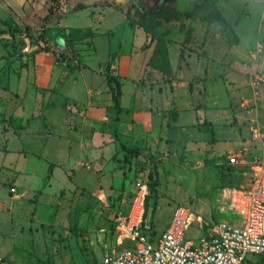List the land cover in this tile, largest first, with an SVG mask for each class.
I'll return each mask as SVG.
<instances>
[{"label": "rangeland", "instance_id": "rangeland-1", "mask_svg": "<svg viewBox=\"0 0 264 264\" xmlns=\"http://www.w3.org/2000/svg\"><path fill=\"white\" fill-rule=\"evenodd\" d=\"M30 1L34 4L0 22V264H94L115 248L123 250L127 243H117V219L128 214L142 186L148 190L147 202L156 198L151 230L156 236L179 205L203 220L192 223L191 237L209 224L240 226L243 220L229 194L247 186L249 174L243 166L230 165L227 155L242 145L264 152V83L255 79L256 68L264 73V0H128L109 5L124 15V28L146 30V44L155 49L153 60L160 61L158 69L168 76L165 87L173 95L165 111L166 138L148 147V142L125 141L112 129L114 148L89 163L66 167L56 179L53 164L66 160L58 142L30 140L29 147L42 151L28 155L34 161L29 165L42 170L41 179L25 177L10 165L17 159L28 172L23 156L5 159L8 133L20 140L22 130L20 118L4 112L8 99L29 85V92L35 90L43 99L39 113L50 115L48 93L55 89L37 86L39 66L64 62L62 70L68 71V64L88 65L96 57L95 44L83 39L79 46L60 48L56 39L42 35L50 11L65 16L70 0H48L44 19L37 1ZM81 7L75 5L76 10ZM98 64L96 71L112 94V118L120 119L121 79L111 59ZM52 72L48 69L46 75L52 77ZM108 75L119 83L110 82ZM181 81H188L187 86ZM117 93L120 109L115 106ZM68 127L74 130L72 124ZM83 170L88 175L78 177Z\"/></svg>", "mask_w": 264, "mask_h": 264}, {"label": "crops", "instance_id": "crops-1", "mask_svg": "<svg viewBox=\"0 0 264 264\" xmlns=\"http://www.w3.org/2000/svg\"><path fill=\"white\" fill-rule=\"evenodd\" d=\"M36 1L37 11L44 19L48 13V7L46 10L44 6L45 3L49 5V2L48 0ZM127 1L70 0V9L65 16L58 18L55 14L47 19L48 23H45L44 29H49L60 48L68 43L79 46L80 41L67 40L59 33V28L93 30L96 34L84 40L89 39V42L94 40L96 57L91 58L92 61L82 67L68 64V71L62 70L65 67L64 62L39 66L42 75L40 74L37 78V86L43 90L47 87L55 89L48 93L53 101V110L50 115L39 113L42 112L41 107L43 110V99L35 90L29 92V85L25 87V92L8 99L10 105L6 107L4 113L16 114L15 116L20 118L21 125L18 130H22V133L20 140L14 138L12 133H8L9 138L6 143L8 152L7 155L5 154V159L13 155L19 158L23 156L26 159L25 163L28 164L24 167L28 171L26 173L18 166L17 159L10 162V165H16L18 172L24 174L23 176L30 179H41L44 176V174L38 175L41 169H34L32 166L35 165H31L34 161L31 159L32 156L28 157L29 152L32 151L31 153L34 154L38 151L40 153L37 154L40 155L42 151L36 147H29L30 140H35L36 143L58 142L60 143L58 147L66 152V160L63 162L59 160L61 162L52 166L53 179H56L57 174L66 167L89 163L94 157H102L114 148L109 141L112 129H118L125 141L148 142V147H155L162 139L165 140L168 127L165 111L172 105V89L165 87L168 76L158 69V67L161 68L160 61L157 63L153 60L155 49L146 44L148 38L146 30L124 28L122 26L124 15L116 8L109 6L113 3L124 4ZM30 2L31 5L34 4L30 0H0V22L5 24L13 11L17 13L23 11ZM77 4L82 5L78 10L75 9ZM81 22L86 24H80ZM110 59L114 74L118 75L122 82L120 119L112 118L113 98L108 82L96 71L98 63L108 62ZM150 61L155 62L156 66L150 65ZM48 69H53L52 77L46 75ZM187 82L181 81L180 85L186 87ZM66 104L68 108L64 109ZM37 112L42 116L35 118L34 113ZM69 124L73 125L75 131L69 129ZM10 128L16 131L14 127ZM30 135L36 138H30ZM44 154L46 159L50 158L47 155L51 153ZM35 160L38 163V159ZM42 164L46 165V161ZM83 171L85 172L78 174V177L88 175V171Z\"/></svg>", "mask_w": 264, "mask_h": 264}, {"label": "built area", "instance_id": "built-area-1", "mask_svg": "<svg viewBox=\"0 0 264 264\" xmlns=\"http://www.w3.org/2000/svg\"><path fill=\"white\" fill-rule=\"evenodd\" d=\"M259 72L256 68L255 79L264 83V73ZM227 160L245 167L249 174L247 186L229 194L243 220L240 226L209 224L199 236L191 237L192 223L203 220L190 207L179 205L165 230L153 236L145 219L148 190L142 186L128 214L117 219V243L126 246L94 264H257L256 256H264V152L242 145L230 151Z\"/></svg>", "mask_w": 264, "mask_h": 264}, {"label": "trees", "instance_id": "trees-1", "mask_svg": "<svg viewBox=\"0 0 264 264\" xmlns=\"http://www.w3.org/2000/svg\"><path fill=\"white\" fill-rule=\"evenodd\" d=\"M49 14H50L49 17H51V18H52V16H55V13H53L52 11H50ZM146 29L148 31L150 30L149 27H146ZM18 31H23V29L19 28ZM58 31H59V33L61 35H63L69 41H81V40H83L85 38H89V37H92V36L95 35L94 34V31L91 30V29L83 31L81 29H64V28H59ZM42 35L43 36H48V37L54 39V35L49 31V29H44V31L42 32ZM108 80L110 82H113L114 81L117 84L119 83V80L114 79L113 77H111V75H108ZM114 100H115V106H116V108L117 109H120V98H119V94L118 93H117V95H114ZM150 199H148V200L150 201ZM148 202L146 201V211L147 212H148V209H147ZM148 230H149V232L153 236L157 235L155 233V231H151V230H153V221H152L151 226L148 228ZM256 259H257L256 260V263L257 264H264V256H256Z\"/></svg>", "mask_w": 264, "mask_h": 264}, {"label": "water", "instance_id": "water-1", "mask_svg": "<svg viewBox=\"0 0 264 264\" xmlns=\"http://www.w3.org/2000/svg\"><path fill=\"white\" fill-rule=\"evenodd\" d=\"M155 208H156V198H151L150 205H149V210H148V215H147L148 225L152 224L153 216H154V213H155Z\"/></svg>", "mask_w": 264, "mask_h": 264}]
</instances>
